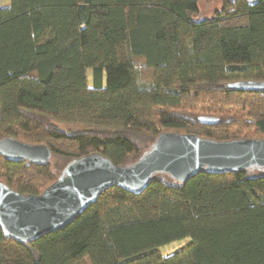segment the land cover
Here are the masks:
<instances>
[{
	"label": "trees",
	"instance_id": "trees-1",
	"mask_svg": "<svg viewBox=\"0 0 264 264\" xmlns=\"http://www.w3.org/2000/svg\"><path fill=\"white\" fill-rule=\"evenodd\" d=\"M204 1L0 2V138L52 153L44 165L0 155V181L38 195L72 160L132 164L163 132L264 139V85L233 86L264 83V0L199 17ZM0 264H264V168L158 173L138 194L110 186L32 241L0 227Z\"/></svg>",
	"mask_w": 264,
	"mask_h": 264
},
{
	"label": "water",
	"instance_id": "water-1",
	"mask_svg": "<svg viewBox=\"0 0 264 264\" xmlns=\"http://www.w3.org/2000/svg\"><path fill=\"white\" fill-rule=\"evenodd\" d=\"M263 82L238 81L233 86L256 88ZM199 121L213 124L212 116ZM0 155L12 162L36 165L50 162L46 144H28L14 137L0 138ZM264 168V139L212 140L193 134L163 132L134 163L115 165L99 154L69 162L61 175L40 194H21L0 181V227L17 242H29L63 228L96 201L106 188L117 185L140 193L158 173L185 182L200 170L222 174Z\"/></svg>",
	"mask_w": 264,
	"mask_h": 264
},
{
	"label": "rangeland",
	"instance_id": "rangeland-1",
	"mask_svg": "<svg viewBox=\"0 0 264 264\" xmlns=\"http://www.w3.org/2000/svg\"><path fill=\"white\" fill-rule=\"evenodd\" d=\"M1 4L9 3V0H1ZM220 7V0H205L203 3L200 4V14L199 17L202 15L210 16L213 14L216 8ZM87 78L89 83H91V70L87 69ZM61 127H65V125H60ZM54 164H58L56 158L51 160ZM59 166V164L57 165ZM189 241V238H182L175 241H172L168 244L162 245L158 248L159 254L161 257H166L170 255L175 250L179 249L180 247L184 246Z\"/></svg>",
	"mask_w": 264,
	"mask_h": 264
}]
</instances>
